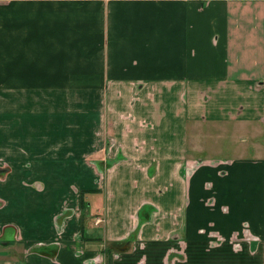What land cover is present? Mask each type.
Returning <instances> with one entry per match:
<instances>
[{
	"label": "crops",
	"instance_id": "0c3cea01",
	"mask_svg": "<svg viewBox=\"0 0 264 264\" xmlns=\"http://www.w3.org/2000/svg\"><path fill=\"white\" fill-rule=\"evenodd\" d=\"M0 264H264V0H0Z\"/></svg>",
	"mask_w": 264,
	"mask_h": 264
},
{
	"label": "rangeland",
	"instance_id": "374dc122",
	"mask_svg": "<svg viewBox=\"0 0 264 264\" xmlns=\"http://www.w3.org/2000/svg\"><path fill=\"white\" fill-rule=\"evenodd\" d=\"M241 136L240 134H236L234 130L232 131L230 127H227L225 132H220L217 136L212 138L205 135L203 138V145L206 149H204L202 153L204 156H210L211 153L207 151L208 148L212 152V156H237L240 155L241 152H245V155H247L249 147H256L255 143L259 142V140L247 137L246 141H243Z\"/></svg>",
	"mask_w": 264,
	"mask_h": 264
},
{
	"label": "trees",
	"instance_id": "16d2710c",
	"mask_svg": "<svg viewBox=\"0 0 264 264\" xmlns=\"http://www.w3.org/2000/svg\"><path fill=\"white\" fill-rule=\"evenodd\" d=\"M85 205V202H84V197H83V194H82V197H81V206H84Z\"/></svg>",
	"mask_w": 264,
	"mask_h": 264
},
{
	"label": "built area",
	"instance_id": "2783aa9c",
	"mask_svg": "<svg viewBox=\"0 0 264 264\" xmlns=\"http://www.w3.org/2000/svg\"><path fill=\"white\" fill-rule=\"evenodd\" d=\"M102 220H101V218H99V217H97L96 219H95V222L96 223H99V222H101Z\"/></svg>",
	"mask_w": 264,
	"mask_h": 264
}]
</instances>
